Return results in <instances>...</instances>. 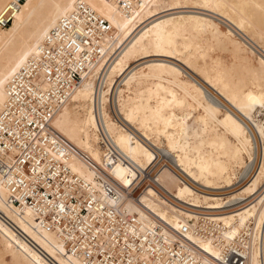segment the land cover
Returning a JSON list of instances; mask_svg holds the SVG:
<instances>
[{"label": "bare ground", "instance_id": "6f19581e", "mask_svg": "<svg viewBox=\"0 0 264 264\" xmlns=\"http://www.w3.org/2000/svg\"><path fill=\"white\" fill-rule=\"evenodd\" d=\"M75 1L25 0L0 27V108L8 76ZM84 1L114 35L51 119L70 167L110 179L112 203L168 238L217 254L193 232L200 217L219 221L227 239L246 232L248 264H264V0H144L130 15L111 0ZM143 176L153 183L134 193ZM6 195L0 175V264H79Z\"/></svg>", "mask_w": 264, "mask_h": 264}, {"label": "built area", "instance_id": "2783aa9c", "mask_svg": "<svg viewBox=\"0 0 264 264\" xmlns=\"http://www.w3.org/2000/svg\"><path fill=\"white\" fill-rule=\"evenodd\" d=\"M24 1L7 0L0 8V27L12 21ZM111 1L130 15L144 0ZM113 29L106 17L77 0L45 32L36 52L8 76L0 108L6 200L28 207L39 225L54 229L79 264H248L246 232L227 239L219 221L200 217L193 232L210 240L217 254L191 239L168 238L145 225L136 212L112 203L118 190L110 179L92 181L70 167L69 146L51 119L106 53ZM109 110L119 118L113 105ZM108 154L114 155L111 147Z\"/></svg>", "mask_w": 264, "mask_h": 264}, {"label": "rangeland", "instance_id": "374dc122", "mask_svg": "<svg viewBox=\"0 0 264 264\" xmlns=\"http://www.w3.org/2000/svg\"><path fill=\"white\" fill-rule=\"evenodd\" d=\"M192 9V8H191ZM195 10H197V8H194ZM205 11V10H204ZM205 12H207V11H205ZM208 13H210V12H208ZM211 14V13H210ZM214 16H217V15H215V14H213ZM218 17V16H217ZM221 26L223 27V28H226V24H224V23H221ZM163 159L161 160V162L159 163L160 165L161 164H163L164 162H166V156H163L162 157ZM163 162V163H162ZM249 162V161H248ZM157 165V168L160 166V165ZM250 165H251V163L249 162L248 163V165L242 170V171H239L238 172V174H237V178L240 180L244 175H245V173L247 172V170L249 169V167H250ZM149 181H150V178H146V176H143L140 180H138L137 182H136V185H134V187H133V191H134V193H136L137 191H139V190H141V189H143L148 183H149ZM243 184L245 183L244 181L242 182ZM242 183H241V185H242ZM263 186H262V190H264V182H263V184H262Z\"/></svg>", "mask_w": 264, "mask_h": 264}]
</instances>
